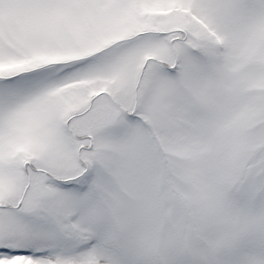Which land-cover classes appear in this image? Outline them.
<instances>
[{
  "label": "snow or ice",
  "instance_id": "6c2138e0",
  "mask_svg": "<svg viewBox=\"0 0 264 264\" xmlns=\"http://www.w3.org/2000/svg\"><path fill=\"white\" fill-rule=\"evenodd\" d=\"M0 264H264V0H0Z\"/></svg>",
  "mask_w": 264,
  "mask_h": 264
}]
</instances>
